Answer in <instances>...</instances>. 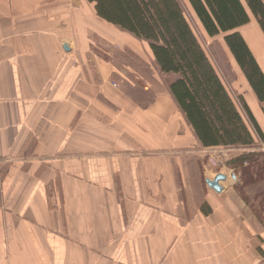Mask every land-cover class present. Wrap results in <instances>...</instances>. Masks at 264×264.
Masks as SVG:
<instances>
[{"label":"crops","instance_id":"crops-1","mask_svg":"<svg viewBox=\"0 0 264 264\" xmlns=\"http://www.w3.org/2000/svg\"><path fill=\"white\" fill-rule=\"evenodd\" d=\"M96 33L127 34L87 0H0V264H264V209L200 182L169 89L123 88Z\"/></svg>","mask_w":264,"mask_h":264},{"label":"trees","instance_id":"trees-1","mask_svg":"<svg viewBox=\"0 0 264 264\" xmlns=\"http://www.w3.org/2000/svg\"><path fill=\"white\" fill-rule=\"evenodd\" d=\"M87 1L100 20L148 45L161 73L170 77L168 89L204 148L244 149L230 161L235 167L260 159V152L253 149L259 141L264 143V129L244 95L235 98L231 94L194 31L182 0ZM187 2L209 37L223 35L263 108L264 70L240 29L254 18L264 35V0Z\"/></svg>","mask_w":264,"mask_h":264},{"label":"rangeland","instance_id":"rangeland-1","mask_svg":"<svg viewBox=\"0 0 264 264\" xmlns=\"http://www.w3.org/2000/svg\"><path fill=\"white\" fill-rule=\"evenodd\" d=\"M182 1V4L186 9L187 17L194 31L196 32L212 62L216 66L220 76L231 91V94L235 98H237L238 94L244 95L262 128L264 129V107L262 108L258 102L245 75L225 45L223 35L214 38L209 37L204 32L187 0ZM250 27L253 29V31H258L261 34L263 41L264 35L254 18L250 24L240 29L264 70V59L256 52L250 42V39L248 38L250 35ZM91 49L94 54L101 56L114 64L115 68L120 72L118 75L120 78H117L116 80H121L123 88L128 85L127 89L130 90L131 83H137L138 86L136 88L141 87V84L146 86V80H149L156 82L160 88V91H163L166 88L168 89V80H170V77L161 73L158 65L153 59L148 45L145 42L138 41L128 34L122 36V38L118 37L113 39V42H111L102 39L101 36L96 33ZM187 129V125L185 127H180L178 129V134L182 135L183 133L187 132ZM193 149L198 151V154L192 155L191 159H189V154L186 155L185 162L188 163L187 165L185 164V166L189 168L190 163L193 162L197 172L200 173L201 183L211 190V188L206 183V178L214 179L219 173L226 174L227 180H221V185L223 186L224 190L231 188L230 190L239 192V194L243 196V198L250 204H248L250 206V210L255 214H261V211L264 209L263 142L259 141L258 147L253 149L260 152V154L257 155L260 159L257 162H251V165L249 166L244 165L235 167L230 163L232 158L245 151L242 148H217L206 150L199 147L197 148V146H193ZM245 167H249V171H245ZM233 175H235V177ZM194 176L195 173L192 177Z\"/></svg>","mask_w":264,"mask_h":264},{"label":"bare ground","instance_id":"bare-ground-1","mask_svg":"<svg viewBox=\"0 0 264 264\" xmlns=\"http://www.w3.org/2000/svg\"><path fill=\"white\" fill-rule=\"evenodd\" d=\"M250 27V31H249V39L250 42L252 43V46L254 47V49L256 50V52L258 54L261 55V57L264 58V41L261 38V34L258 31H253V29ZM247 30V29H246ZM247 32V31H246Z\"/></svg>","mask_w":264,"mask_h":264},{"label":"water","instance_id":"water-1","mask_svg":"<svg viewBox=\"0 0 264 264\" xmlns=\"http://www.w3.org/2000/svg\"><path fill=\"white\" fill-rule=\"evenodd\" d=\"M64 47L66 50H70V47L67 44H65ZM233 176L235 177V175ZM221 180H227V175L224 173H219L214 179L206 178V183L211 189L215 190L218 193H222L224 191V188L221 185Z\"/></svg>","mask_w":264,"mask_h":264}]
</instances>
